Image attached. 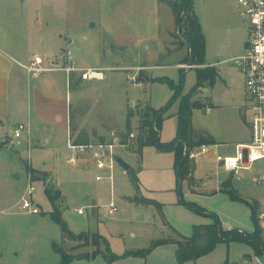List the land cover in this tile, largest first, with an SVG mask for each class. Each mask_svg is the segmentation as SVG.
<instances>
[{"label":"rangeland","instance_id":"rangeland-1","mask_svg":"<svg viewBox=\"0 0 264 264\" xmlns=\"http://www.w3.org/2000/svg\"><path fill=\"white\" fill-rule=\"evenodd\" d=\"M4 1L12 4V0ZM193 1L206 39L208 61H227L218 66L221 77L215 85L206 86L194 96V101L205 107L194 110L193 130L196 135L216 141L218 147H213V152L233 156L238 143L249 144L252 138L247 124L250 114L246 107L245 79L229 62L239 55L237 46L242 48L241 41L246 42L247 22L237 8L238 0ZM26 6L23 14L41 15L42 24H49L40 30L45 41L38 51L42 56H56L62 64L65 54L70 52L77 67H101L105 73V80L91 82L83 81L77 73L71 86L66 87L65 96L67 92L72 96L71 136L88 137L89 144L97 145L128 135L131 139L128 146L118 148L116 153L131 165L139 182L136 184L120 166L115 170L113 186L107 180L97 182L98 172L91 156L71 150L66 131L45 129L34 122L30 146L23 136V146L17 147L12 139L15 127L0 126V264H60L61 255L55 252V244L70 254L84 257L72 264H108L102 257L107 253L102 243L96 247L91 242L63 239L60 226L50 216L53 206L45 194L46 186L61 192L58 208L74 234H100L117 255L152 248L145 258L128 257L113 264H177L174 244L153 247V243L181 241L179 234L189 238L194 226L209 224L211 220L178 204L175 154L160 152L153 146L139 152L137 142L143 123L141 113L148 107H165L173 96L166 84L139 86L140 81H149L154 76L178 83L184 70V95L197 84V67L190 70L176 67L186 49L167 53V41L184 46L177 25L166 35L174 24L170 6L160 8L157 0H53L47 7L34 0ZM9 8L11 13L17 7ZM236 19L240 31L228 27L234 28ZM16 24L24 23L6 19L1 26L10 35ZM31 25L33 21L26 22L21 35L18 34L21 38L17 39L24 47L28 45V35L34 33L28 28ZM144 65L149 66L148 70ZM179 106L180 101L175 102L162 122V143L176 137ZM130 133L135 137L131 138ZM46 138H50L49 143ZM72 157L79 159L75 166L68 163ZM192 162L196 165L195 181L183 183L184 199L219 215L226 229L253 232L249 207L232 201L223 192V183L232 178L233 188L244 199L258 202L261 208L264 186L254 184L252 177L264 163H257L253 172H243L236 179L211 155ZM29 183L36 187L32 200L40 208V214L22 209ZM142 198L158 201L163 205L162 211L140 204ZM112 199L118 208L114 215L104 206ZM80 209L84 214L78 213ZM248 253L252 249L244 244H219L212 253L187 264H224L227 259L246 264L243 258ZM261 261L264 264V258Z\"/></svg>","mask_w":264,"mask_h":264},{"label":"trees","instance_id":"trees-1","mask_svg":"<svg viewBox=\"0 0 264 264\" xmlns=\"http://www.w3.org/2000/svg\"><path fill=\"white\" fill-rule=\"evenodd\" d=\"M162 3L169 5L174 13L177 29L183 34V45L189 49V55L184 59V63L196 66L197 84L190 91L184 95V81L185 71L181 70V77L178 83L170 78H154L149 79L150 83L166 84L173 91V96L170 102L161 109H154L152 107L146 108V111L141 113L143 119L141 127V135L138 137L139 152L147 146H153L158 151L164 153H174L175 163L174 171L176 174L178 193V204L189 210H192L211 220V223L206 225H196L193 228V235L186 238L179 234L182 238L178 240H159L153 243V247L161 246L169 243L177 245L176 252L177 264H187L189 262H196L202 257L212 253L219 244L230 245L232 243L244 244L250 246L256 256L264 255V239L263 231L259 226L260 205L258 202L244 199L238 191L233 188L232 178L223 183V192L227 193L232 201L242 202L250 209L251 219L254 224V231L252 233L241 231L239 229H225L220 216L216 213L198 206L195 203L187 202L184 199L183 183L193 182L196 165L184 156V147L192 149L202 145H217L216 141L204 135H196L193 130V112L195 109H203V103L194 101L195 94L206 86L213 87L219 78V73L216 68L205 67L206 64V39L203 33L202 25L196 15L193 0H160ZM139 83H143L140 81ZM177 101H180L179 111L177 113V133L176 137L169 143L161 142V125L165 116ZM148 130V131H147ZM128 135L123 137L124 141L128 139ZM76 144V142H75ZM137 184L138 177L131 169L129 172ZM138 187V186H137ZM45 194L53 206L50 216L53 222L60 226L64 240L68 241H84L91 242V245L98 247L101 243L106 247L107 253H103L102 257L108 264L120 261L128 257H147L151 249H141L135 252H128L123 255H117L112 252L109 241L100 234H91L83 232L79 235L74 234L63 220L58 203L61 201L62 194L60 191L54 190L46 186ZM139 203L147 206H154L159 211H162L163 205L156 200L142 198ZM55 252L61 255L60 264H72L73 262L84 259L83 256L73 255L63 250L58 245H54ZM96 255V254H95ZM224 264H229L227 260Z\"/></svg>","mask_w":264,"mask_h":264},{"label":"crops","instance_id":"crops-1","mask_svg":"<svg viewBox=\"0 0 264 264\" xmlns=\"http://www.w3.org/2000/svg\"><path fill=\"white\" fill-rule=\"evenodd\" d=\"M38 1L39 3H41V5L47 7L49 4L50 5L52 4L53 0H38ZM33 2L34 0H14V1L12 0V4H11V1L0 0V126L3 129H6L7 127L6 125H12L16 129V127L19 124H27L31 133L33 128V123L35 122V124L43 125L45 129L51 128L53 130L66 131L68 133V143L71 140L74 144L76 142L75 145L89 144L88 137H86V139H82L79 136L75 138L71 136L72 96L68 92H67V96H65V93L67 91L66 87L71 86L72 78L75 75H78L80 72H73L71 74H67V72L63 70H52L44 73L41 76L36 77L28 74L23 67V65L30 64L35 56L42 57L45 60V64L47 67L50 66V64L47 62L49 60L54 63L55 67H64L65 65H67V60L65 56L61 64L56 56L53 55L42 56V54L38 52L40 51V47L43 46L45 42L40 36V30L41 28H48L49 24L48 22L42 24L43 19L41 15L30 16L23 14L24 12H26L24 11L27 8L26 5ZM157 2L160 8L166 5L165 3H162L160 0H157ZM21 4H23V6H21ZM3 6H6L7 8H2ZM10 6H15L17 8L16 10H12L10 13V9H11L9 8ZM237 8L238 10L241 11V14L243 16L242 9L239 6V4L237 5ZM19 12H21L22 14H19ZM6 19H10L14 21L16 20V22L24 23V24L23 25L16 24L11 29L10 35H8L4 30V28L1 26L3 23L6 22ZM244 19L247 22V19L245 17ZM29 21H33V25L28 26V28L29 29L32 28L34 33L28 35L29 40L27 41L28 43L26 42L28 45L27 47H24L23 42L18 41L17 38H21L18 36V34L21 35L20 32L23 31L26 22ZM173 22L174 24H172L171 30L167 32L166 35L172 33L176 27L174 13H173ZM247 26H248V33L246 36V42H244V40L241 41L242 48H240V46L239 47L237 46L238 49L237 51H240L239 55L243 54L245 50L249 47L250 26L248 22H247ZM228 27H230L232 31L233 30L240 31L241 28L240 22L237 19L234 21V28L231 26ZM12 32H15V35H13ZM37 33L39 34V37L37 36ZM167 42H166L167 44L166 43L165 44L168 55L176 53L177 51H180L182 49H186L185 56L180 60V62L176 64L177 65L176 67L179 68L180 65L183 64L185 65L186 63H184V59H186V57L190 53L188 47L186 45H184L183 47H179V45H175V44L173 45L171 41H167ZM224 63H227V61L211 63L208 61L206 56V64L204 67L216 68L218 70L219 78H220L221 76L218 66L224 65ZM76 68L78 70L86 69V68H79L77 66ZM143 68L145 70H148L149 66L144 65ZM87 69H102V68L98 67V68H87ZM154 78L155 77L152 76L150 79H154ZM95 81H103V80H95ZM87 82H91V81H87ZM146 82L140 83L138 85L141 86L142 84H151L148 80H146ZM225 82L228 83V81L226 80ZM247 106H248V98H247L246 107ZM250 119H251V115L249 116V122L247 121L249 129H250ZM74 132L75 131H73L72 133ZM45 142L49 143L50 138H46ZM242 144H247V143H238L237 145H242ZM213 147H218V145H213ZM87 205L88 203L85 202L84 206ZM263 207L264 204L261 206L260 209H262ZM229 229H235V228L229 227ZM174 245L177 247L176 244ZM263 258L264 255L256 256L254 254V251L252 250V253H248L245 255V257L243 258V262L246 264H254V263L263 264L261 261V259ZM227 260L229 261V264H238L237 262H233L229 259ZM243 262L241 261V263Z\"/></svg>","mask_w":264,"mask_h":264},{"label":"built area","instance_id":"built-area-1","mask_svg":"<svg viewBox=\"0 0 264 264\" xmlns=\"http://www.w3.org/2000/svg\"><path fill=\"white\" fill-rule=\"evenodd\" d=\"M238 4L242 9L243 16L247 19L250 26L249 47L243 54L231 59L235 67L243 74L245 78L246 92L248 96L247 110L250 112V129L251 141L249 144L237 145L233 156H221L217 152H213L212 145H202L195 148L184 147V156L190 160H197L203 155H211L216 158L219 166L235 176L236 179L242 177L243 172H253L254 166L264 163V0H238ZM67 65L64 67H55L50 60L47 61L50 66L47 67L45 60L40 56H35L28 65H23L28 74L33 76H41L52 70H63L67 74L80 72L84 81L104 80L105 73L103 69H85L78 70L71 57V53L65 54ZM196 66L180 65L181 69H193ZM23 136L27 137V145L30 146V129L27 124H19L13 135V144L17 147L23 146ZM131 138L135 136L130 134ZM131 139L124 141L121 137H116L112 142L85 145H75L69 141V148L76 151L80 155H90L91 160L98 172L95 180L97 182L109 181L113 186L115 170L119 166L116 159L118 148H125ZM77 157H72L68 163L75 166L78 163ZM254 184L264 186V165L259 166L252 177ZM36 191V187L29 183L26 193L22 198V209L33 214H40V208L34 204L32 197ZM110 215H114L118 208L113 199L106 205ZM79 214H84L80 209ZM259 218L262 223L264 232V207L261 209Z\"/></svg>","mask_w":264,"mask_h":264},{"label":"water","instance_id":"water-1","mask_svg":"<svg viewBox=\"0 0 264 264\" xmlns=\"http://www.w3.org/2000/svg\"><path fill=\"white\" fill-rule=\"evenodd\" d=\"M116 161L118 165L124 170V172L128 173L131 170V165L124 161L121 157H118Z\"/></svg>","mask_w":264,"mask_h":264}]
</instances>
